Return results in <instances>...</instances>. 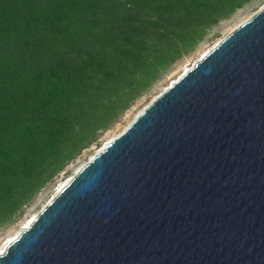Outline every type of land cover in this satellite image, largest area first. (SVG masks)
Masks as SVG:
<instances>
[{
	"label": "water",
	"instance_id": "water-1",
	"mask_svg": "<svg viewBox=\"0 0 264 264\" xmlns=\"http://www.w3.org/2000/svg\"><path fill=\"white\" fill-rule=\"evenodd\" d=\"M0 264H264V7L79 167Z\"/></svg>",
	"mask_w": 264,
	"mask_h": 264
},
{
	"label": "trees",
	"instance_id": "trees-1",
	"mask_svg": "<svg viewBox=\"0 0 264 264\" xmlns=\"http://www.w3.org/2000/svg\"><path fill=\"white\" fill-rule=\"evenodd\" d=\"M250 0H0V227Z\"/></svg>",
	"mask_w": 264,
	"mask_h": 264
},
{
	"label": "rangeland",
	"instance_id": "rangeland-1",
	"mask_svg": "<svg viewBox=\"0 0 264 264\" xmlns=\"http://www.w3.org/2000/svg\"><path fill=\"white\" fill-rule=\"evenodd\" d=\"M262 7H264V0H250L243 4L242 7L235 9L228 16L220 18L216 23L212 24L206 30V34L194 50L177 60L161 78L154 82L150 90L137 99L134 104L125 111L117 123L101 134L97 143L82 151L75 159L67 164L51 182L41 188L32 200L25 205L23 213L19 217L13 222L0 227V251H3L5 245L10 241V238L15 237L25 228L28 219L34 216L44 206L63 184L67 182L73 173L86 163L93 154L100 150L107 141L122 132L152 99L175 81L187 68L191 67L195 61L200 59V57L220 39L225 37L230 31L247 20Z\"/></svg>",
	"mask_w": 264,
	"mask_h": 264
},
{
	"label": "bare ground",
	"instance_id": "bare-ground-1",
	"mask_svg": "<svg viewBox=\"0 0 264 264\" xmlns=\"http://www.w3.org/2000/svg\"><path fill=\"white\" fill-rule=\"evenodd\" d=\"M186 70H187V69H186ZM186 70H185V71H186ZM58 191H59V190H58ZM32 218H33V216H32V217H30V218L28 219V221H27V223H26V226H25V227H27V226H28V224H29V222H30V220H31ZM13 238H14V237L10 238V240H11V239H13ZM0 253H2V251H0Z\"/></svg>",
	"mask_w": 264,
	"mask_h": 264
}]
</instances>
